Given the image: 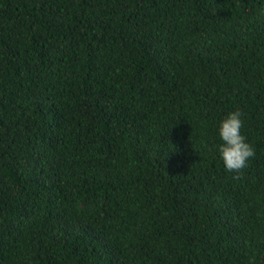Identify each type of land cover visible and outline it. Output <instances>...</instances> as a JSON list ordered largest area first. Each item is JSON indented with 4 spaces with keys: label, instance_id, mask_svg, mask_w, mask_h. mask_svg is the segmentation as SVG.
Listing matches in <instances>:
<instances>
[{
    "label": "trees",
    "instance_id": "1",
    "mask_svg": "<svg viewBox=\"0 0 264 264\" xmlns=\"http://www.w3.org/2000/svg\"><path fill=\"white\" fill-rule=\"evenodd\" d=\"M0 264H264V0H0Z\"/></svg>",
    "mask_w": 264,
    "mask_h": 264
},
{
    "label": "clouds",
    "instance_id": "2",
    "mask_svg": "<svg viewBox=\"0 0 264 264\" xmlns=\"http://www.w3.org/2000/svg\"><path fill=\"white\" fill-rule=\"evenodd\" d=\"M242 116L241 110L230 113L221 122L219 128V136L223 141V144L219 146V152L225 169L237 174L235 179L240 178L242 170L248 166L249 159L255 156V149L241 134Z\"/></svg>",
    "mask_w": 264,
    "mask_h": 264
}]
</instances>
